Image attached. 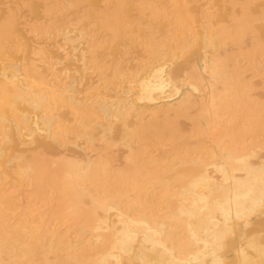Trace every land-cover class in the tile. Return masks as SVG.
Listing matches in <instances>:
<instances>
[{
  "label": "bare ground",
  "instance_id": "6f19581e",
  "mask_svg": "<svg viewBox=\"0 0 264 264\" xmlns=\"http://www.w3.org/2000/svg\"><path fill=\"white\" fill-rule=\"evenodd\" d=\"M0 264H264V0H0Z\"/></svg>",
  "mask_w": 264,
  "mask_h": 264
}]
</instances>
